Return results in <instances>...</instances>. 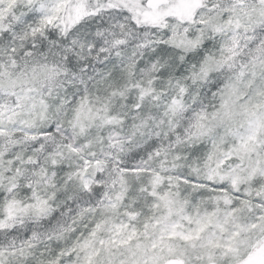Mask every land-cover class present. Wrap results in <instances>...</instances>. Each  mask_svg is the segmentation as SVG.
Returning <instances> with one entry per match:
<instances>
[{"label": "snow or ice", "instance_id": "1", "mask_svg": "<svg viewBox=\"0 0 264 264\" xmlns=\"http://www.w3.org/2000/svg\"><path fill=\"white\" fill-rule=\"evenodd\" d=\"M0 264H264V0H0Z\"/></svg>", "mask_w": 264, "mask_h": 264}]
</instances>
